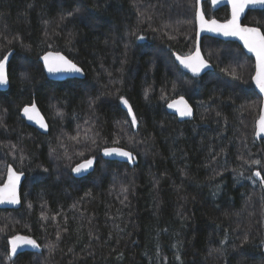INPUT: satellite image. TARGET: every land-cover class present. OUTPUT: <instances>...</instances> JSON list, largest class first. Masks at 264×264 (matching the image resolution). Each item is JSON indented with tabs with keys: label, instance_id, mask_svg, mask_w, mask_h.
<instances>
[{
	"label": "trees",
	"instance_id": "16d2710c",
	"mask_svg": "<svg viewBox=\"0 0 264 264\" xmlns=\"http://www.w3.org/2000/svg\"><path fill=\"white\" fill-rule=\"evenodd\" d=\"M210 6L207 17L228 18V7ZM195 12L196 0H0V58L13 50L0 90V183L9 164L26 175L20 208H0V264H264L254 59L204 36L213 70L182 71L173 53L193 50ZM243 23L264 33V9ZM48 50L85 77L47 78L38 57ZM181 96L191 120L165 109ZM33 102L47 133L20 116ZM109 146L131 151L134 165L102 158ZM87 159L92 170L74 177ZM17 234L40 250L10 258Z\"/></svg>",
	"mask_w": 264,
	"mask_h": 264
},
{
	"label": "snow or ice",
	"instance_id": "6c2138e0",
	"mask_svg": "<svg viewBox=\"0 0 264 264\" xmlns=\"http://www.w3.org/2000/svg\"><path fill=\"white\" fill-rule=\"evenodd\" d=\"M214 3L218 2V0H213ZM229 3L232 7V18L228 20L226 23L220 24L216 20H206L204 18L203 13L198 14V19L200 22L202 31H210L217 32L224 36H235L241 39L244 42L245 47L250 51L255 53L257 59V71L256 75L253 78L256 82L259 90L264 93V33L260 31L259 28H250L241 26L239 23V19L244 10L251 6L261 5L264 6V0H229ZM71 14V13H70ZM143 39V37H139ZM9 55H4L3 58H0V86L7 85L9 83L8 74L6 71V64L9 60ZM180 63L185 67L190 69L193 74H199L200 70L204 67H207L206 62L201 58L199 49L196 50L194 55L180 58ZM44 62V67L47 72L50 74H56L60 72H81V69L76 66L71 60L67 59L65 56L60 53H47L42 57ZM122 102L127 105L128 101L121 97ZM170 108H175L177 112L181 116H190L192 114L191 108L188 106L187 101L181 96L180 99L174 101L173 103L168 105ZM24 115L27 116L29 120H36L39 123L41 128H46L47 125L43 122L42 118H38V111L36 109L35 103L31 105V107H25L23 109ZM129 113L131 114L132 109L129 107ZM59 114V113H58ZM132 124H136V117L132 115ZM264 133V113L261 114L258 121V131L257 136ZM104 155L111 156L117 155L121 157H127L128 159H132V154L127 151H123L120 148H106L104 149ZM253 164H260L261 161L254 160ZM93 164V160L88 159L82 164H78L76 167L72 169L73 172L79 174L82 172H86ZM23 173H17L10 166L8 168V176L7 181L4 183L2 187H0V203H19V199L17 196V187L19 185L21 176ZM256 177H260V171H256L254 173ZM264 183V179L261 180ZM59 238V237H58ZM247 241H245L246 243ZM11 245L10 253L11 255H16L18 253V249L23 246L30 245L32 247L38 248L39 244L30 237L27 236H13L9 241ZM179 259V256H177Z\"/></svg>",
	"mask_w": 264,
	"mask_h": 264
},
{
	"label": "water",
	"instance_id": "95a60500",
	"mask_svg": "<svg viewBox=\"0 0 264 264\" xmlns=\"http://www.w3.org/2000/svg\"><path fill=\"white\" fill-rule=\"evenodd\" d=\"M204 1H206V0H196V12H195V25H196V32H195V45H194L193 50H192L190 53L186 54V55H181V54H178V53L174 52V53H173V59H174L175 63L180 67V69H181L182 71H184L185 73L189 74V75H190L191 77H193V78H199V77H201L202 75H204L206 72L213 70V66H212V64H211V63H210V62L204 57V55H203V53H202V50H201V41H202V38H203L204 36H210V37H214V38H217V39H220V40H224V41H235V42H237V43L242 47V49L244 50V52H245L247 55L252 56L253 59H254L255 70H254V74H253L252 79H251V83H252V85H253L255 91L258 93V95H259L260 98H261V104H260L259 115H258V117H257V119H256V121H255V130H254L253 137H254V139H255L256 141H258V142L261 141V140H264V133H262L261 135L257 136V131H258V121H259V118H260L261 114L264 113V93H262V92L259 90V88H258L257 85H256L255 80L253 79V78L255 77V75H256V71H257V59H256V55H255V53L250 52V51L245 47L244 42H243L241 39H239L238 37H235V36H224V35L219 34V33H217V32H210V31H206V30H205V31H202V30H201L200 22H199V19H198V14H199V13H203L204 18H205L206 20H209V21H210V20H216V21H217L218 23H220V24L226 23L228 20H230V19L232 18V7H231V4L229 3V0H218V2H216V3H214L213 0H209L210 5H211V8H212L213 11H216V10H218L219 8L224 7V6L228 7V10H229V16H228V18L225 19V20H220V19H218V18H216V17H211V18L207 17L206 14H205V12H204V10H203V2H204ZM262 9H264V6H261V5H256V6H251V5H250L249 7H247V8L244 10V13L241 14L240 19H239V23L241 24V26L250 27V28H259L260 31L263 33V31H262V29H261L260 27L255 26V25H248V24L243 23V19L245 18V16H246V14H247L248 11H250V10H262ZM197 49H199L200 56H201V58L206 62L207 67L202 68V69L200 70L199 74H193V72H192L190 69L185 68V67L180 63V60L177 59V57L185 58V57L192 56V55H194V53L196 52ZM49 52H51V53H53V54H55V53H60L61 55L65 56L67 59H69L66 55H64V54H63L62 52H60V51L48 50V51L44 52L43 54H41V55L39 56V61L41 62L42 66H43V68H44V72H45V75L47 76V78H49V79H51V80H56V81H62V80L72 79V78H79V79L84 78L85 73H84L83 69H82L79 65H77L74 61H72L71 59H69V60H71L74 64H76V66L79 67V68L81 69V72L76 73V72H67V71H66V72H60V73H56V74H50V73H48L47 70H46V68L44 67V62H43V60H42V57H43L44 55H46L47 53H49ZM9 53H10V55H9V60H10L11 55H12V53H13V50H12V51H9L6 55H8ZM9 60H8V62H7V64H6V71H7V74H8V63H9ZM8 80H9V78H8ZM8 87H9V83H8L7 85L0 86V90H6ZM178 99H180V98H174V99L169 100V101L166 103V105H165V109H166V111H167L168 113H170V114H174L175 116H177V118H178L179 120H191V119H193V117H194V109H193V107L191 106V104H190L185 98H184V100L187 101L188 106L191 108V112H192V114H191L190 116H181V115L179 114V112L176 111L175 108H170V107L168 106L169 104L173 103L174 101H176V100H178ZM33 103H35V102H33ZM33 103H31V104H29V105H25V106H23V107L21 108V111H20V116H21L22 119H24V121L26 122V124H28L29 126L34 127V128H35L36 130H38L40 133H47L48 130H49V126H48L47 120H46V118L44 117L43 113L41 112L40 108L38 107V105H37L36 103H35V105H36V109H37V111H38V118H42L43 122L47 125V127H46V128H41L40 125H39V123H37L35 119H34V120H29V119L27 118V116L24 115V111H23V109H24L26 106L30 108L31 105H32ZM121 107L127 112L128 116H129L130 118H132L133 110H132L131 114H130L129 111H128L129 107H131V105L129 104V102H128L127 105H125L123 102H121ZM131 109H132V107H131ZM106 148H120V149H122L123 151L130 152V153L132 154V159H128L127 157H121V156H117V155L106 156V155H104V149H106ZM100 153H101L102 158H104V159L113 160V161H122V162H127V163H129V164H133V163H134V154H133L131 151H129V150L123 148V147H119V146H109V147H105V148H103V149L101 150ZM87 160H88V159H87ZM91 160H92V159H91ZM85 161H86V160H83V161H81V162L75 164V165L72 167V169H73L74 167H76L78 164H82V163H84ZM9 166H10L14 171H16L17 173H21L20 171H17V170L14 168L13 165L9 164V165L7 166V168H6V172H5L4 180H3L2 183H0V187H2V186L4 185V183H6V181H7L8 168H9ZM92 167H93V164H92V166H91L86 172H82V173L77 174V173H75V172H73V171L71 170V173H72V175H73L74 177H82V176L87 175V174L92 170ZM22 173H23V175L21 176V179H20L19 185H18V187H17V196H18V199H19V203H15V204H13V203H7V202H5V203H0V208H2V209H6V208H7V209H16V208H19V207L21 206V202H22V200H21V195H20L21 193H20V192H21V189H22V183H24V181H25V179H26L25 173H24V172H22ZM17 235H19V236H26V235H22V234H17ZM17 235H14V236H17ZM12 237H13V236H12ZM12 237H9V238H8V252H9V256H10V258H14V257L17 256L19 253L24 252V251H39V250H40V246H39L38 248H35V247L30 246V245H26V246H23V247H21L20 249H18V253H17L16 255L13 256V255H11V253H10L11 245L9 244V241L11 240ZM27 237H29V236H27ZM30 238L33 239L32 237H30ZM33 240H34V239H33ZM37 244H38V243H37Z\"/></svg>",
	"mask_w": 264,
	"mask_h": 264
},
{
	"label": "bare ground",
	"instance_id": "6f19581e",
	"mask_svg": "<svg viewBox=\"0 0 264 264\" xmlns=\"http://www.w3.org/2000/svg\"><path fill=\"white\" fill-rule=\"evenodd\" d=\"M211 7V6H210ZM229 16V15H228ZM209 18H211V17H209ZM38 61H39V57H38ZM40 62V61H39ZM41 63V62H40ZM42 65V64H41ZM179 67V66H178ZM180 68V67H179ZM43 70H44V68H43ZM254 70H255V64H254ZM254 70H253V74H254ZM45 73V72H44ZM253 74H252V76H253ZM252 76H251V79H252ZM47 77V76H46ZM121 102H122V100H121ZM120 105H121V103H120ZM123 109V108H122ZM124 110V109H123ZM133 115H134V113H133ZM255 130V129H254ZM254 138V137H253ZM26 176V175H25ZM23 184V183H22ZM21 193V192H20ZM21 195V194H20ZM20 208V207H19ZM16 209H18V208H16ZM37 242V241H36ZM38 243V242H37ZM7 246H8V240H7ZM9 253V252H8Z\"/></svg>",
	"mask_w": 264,
	"mask_h": 264
},
{
	"label": "rangeland",
	"instance_id": "374dc122",
	"mask_svg": "<svg viewBox=\"0 0 264 264\" xmlns=\"http://www.w3.org/2000/svg\"><path fill=\"white\" fill-rule=\"evenodd\" d=\"M85 73V72H84ZM85 77V76H84ZM134 113V112H133ZM133 127H134V125H132ZM122 162V161H121ZM127 163V162H126ZM129 164V163H128ZM134 165V163L133 164H129V166H133Z\"/></svg>",
	"mask_w": 264,
	"mask_h": 264
}]
</instances>
